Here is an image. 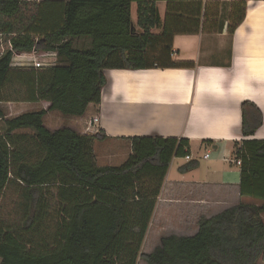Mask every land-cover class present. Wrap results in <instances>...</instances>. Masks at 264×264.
I'll use <instances>...</instances> for the list:
<instances>
[{
  "label": "trees",
  "instance_id": "1",
  "mask_svg": "<svg viewBox=\"0 0 264 264\" xmlns=\"http://www.w3.org/2000/svg\"><path fill=\"white\" fill-rule=\"evenodd\" d=\"M158 1L0 0V34L8 42L0 56V104H49L11 119L0 109V197L9 191L19 197L15 215L0 217V264H264V141H244L236 152L241 196L261 205L240 203L202 218L196 235L166 236L143 254L166 176L174 159L191 156L190 142L131 138L132 153L122 166H99L93 146L107 136L90 133L94 119L83 133L45 126L50 112L81 118L91 105L100 106L106 71L194 68L172 61L174 34L162 27ZM167 1L169 7L175 0ZM248 1L233 2L231 35L243 23ZM160 28V35L151 33ZM78 39L91 46L76 49ZM32 52L55 53L57 63L12 66L14 53ZM9 90L19 98H8ZM241 108L242 134L252 137L262 112L252 102ZM22 129L33 134L15 133ZM197 165L189 162L181 172Z\"/></svg>",
  "mask_w": 264,
  "mask_h": 264
},
{
  "label": "crops",
  "instance_id": "2",
  "mask_svg": "<svg viewBox=\"0 0 264 264\" xmlns=\"http://www.w3.org/2000/svg\"><path fill=\"white\" fill-rule=\"evenodd\" d=\"M234 1L175 0L169 7V1H158L162 27L168 26L174 34L172 61L194 64V68L106 71L101 105H91L84 117L67 120L70 126L66 128L81 132L97 116L96 126L107 139L95 141L96 161L116 156L123 165L132 153L131 138L190 142L189 162L198 165L183 173V166L174 168L180 159L172 162L145 239L146 243L154 235V249L166 237L163 234L191 237L198 233L202 218L210 219L240 203L261 205L241 196L236 152L244 141H264V10L260 6L264 1L247 2L245 19L231 35ZM198 3H202L200 10ZM132 14L136 24L137 4ZM161 32V28L151 30L153 35ZM244 102L254 103L263 115L262 126L252 137L242 134ZM26 104L32 106L29 112L49 106L46 102ZM62 117L58 112L48 113L46 128L51 132L63 129L56 128ZM15 133L33 134L29 129ZM108 141L111 150H95L96 143ZM122 147L124 154L119 150ZM195 147L204 149V154L199 157Z\"/></svg>",
  "mask_w": 264,
  "mask_h": 264
},
{
  "label": "rangeland",
  "instance_id": "3",
  "mask_svg": "<svg viewBox=\"0 0 264 264\" xmlns=\"http://www.w3.org/2000/svg\"><path fill=\"white\" fill-rule=\"evenodd\" d=\"M43 0H31V2L34 3H40ZM233 4V3H231ZM231 4H229V6H231ZM74 46L76 49L78 50H83V49H87L91 46V41L88 39H78L74 41ZM8 49V42H7V38L5 36H3L2 38H0V56L2 55V53L4 51H6ZM29 56L26 55L25 60L23 61H12L13 65H19L22 64L24 65L21 68H31V66H36L38 63H42L45 62L44 60H48L49 58L46 56H43L42 52L37 53L36 55H34V59H31L30 54H28ZM46 57V58H44ZM20 66V65H19ZM20 68V67H19ZM115 73H113L114 75ZM20 94H15L13 93V91L9 90L7 91V97L11 98V99H17L19 98ZM0 109L2 111H4V113L6 114L8 119L14 118L20 114L29 112L32 110V106L26 104L25 102H10V103H2L0 104ZM97 118V116L95 117ZM94 118V119H95ZM69 118L67 117H62V120L59 119L58 121V125L56 126V128H66L70 126ZM50 122V119H49ZM51 123V122H50ZM49 123V125H50ZM97 124L95 123V128ZM99 128L97 127L96 130H98ZM4 130V125L3 122L0 121V131ZM85 130H82L81 132L83 133ZM80 132V133H81ZM111 141L108 142H104V143H96L95 144V150L100 152V151H107V150H111L110 148H108V145H111L110 143ZM124 147L119 148V150H121V152H123L122 154H124V152L126 153V149L125 151L123 150ZM195 151L197 153V155L200 157L201 155L204 154V149H197L195 147ZM100 155V154H98ZM99 157V156H98ZM121 160V161H120ZM97 163L99 166H105L107 164H110L111 166H117L120 167L123 163L122 158H118L112 157V158H108L107 160H102L101 157L97 158ZM187 164V161L185 159H180L178 162L175 163V167L176 166H184ZM201 165H203V162H201ZM19 197H17V194H14L12 191H9L8 193H6L4 196L0 197V217L4 216L5 214L8 215H15V209L17 207ZM14 219V217H12ZM11 218V219H12ZM152 234V233H151ZM165 236H168L167 234H163ZM162 235V236H163ZM152 236V237H151ZM150 239L145 243V246L143 247L142 253L143 254H150L154 247H155V241L154 240V235H151ZM158 238V237H157ZM159 245V244H158ZM138 264H147L143 259H140L138 261Z\"/></svg>",
  "mask_w": 264,
  "mask_h": 264
},
{
  "label": "built area",
  "instance_id": "4",
  "mask_svg": "<svg viewBox=\"0 0 264 264\" xmlns=\"http://www.w3.org/2000/svg\"><path fill=\"white\" fill-rule=\"evenodd\" d=\"M3 36H4L3 34L2 35L0 34V38H2ZM37 53L38 52L29 53L31 59H34L32 57H34V55H36ZM42 54H43V56H46L49 59L48 60H44L45 62L38 63L36 66H31V68L43 69V68H48V67H52V66L56 65V63H57V55L55 53H44V52H42ZM26 55L29 56L28 54L14 53L13 61H23V60L27 59ZM46 57H44V58H46ZM19 65L14 66L13 63H12L13 67H20L21 68V67L24 66L22 64H19ZM98 122H99V119L95 118L92 122L89 123V131H90V133L95 134L97 132V130L95 128V123L97 124ZM208 158H209V155L207 154L205 156V159H208ZM191 159H192L191 156H188V157L185 158V160L188 161V162L191 161ZM236 163H237L238 166H241V160H238Z\"/></svg>",
  "mask_w": 264,
  "mask_h": 264
},
{
  "label": "bare ground",
  "instance_id": "5",
  "mask_svg": "<svg viewBox=\"0 0 264 264\" xmlns=\"http://www.w3.org/2000/svg\"><path fill=\"white\" fill-rule=\"evenodd\" d=\"M260 6H261V8H263V10H264V2H262V3L260 4ZM249 16H251V14H250ZM117 74H121V73H117Z\"/></svg>",
  "mask_w": 264,
  "mask_h": 264
}]
</instances>
